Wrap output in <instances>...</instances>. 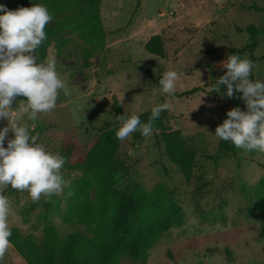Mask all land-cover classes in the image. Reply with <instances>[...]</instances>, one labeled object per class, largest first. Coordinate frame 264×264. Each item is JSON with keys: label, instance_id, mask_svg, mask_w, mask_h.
I'll use <instances>...</instances> for the list:
<instances>
[{"label": "rangeland", "instance_id": "obj_1", "mask_svg": "<svg viewBox=\"0 0 264 264\" xmlns=\"http://www.w3.org/2000/svg\"><path fill=\"white\" fill-rule=\"evenodd\" d=\"M253 6L264 8V0H101L106 31L103 41L80 38L66 26L46 57L55 59L68 95L61 91L55 108L39 113L34 122L22 116L21 122L39 134L47 150L66 157L61 171L71 183L36 202L27 190L0 185V192L10 202L8 225L37 238L47 220L63 234L77 228L90 232L93 221H65L60 214L82 201L84 189L94 196V182L84 188L78 185L83 150L100 133L105 120H117L112 111L113 94L126 114L143 112L158 104L161 95L158 84L143 67L160 75L172 68L179 73L176 92L196 85L204 88L169 97L170 107L162 113L165 124L183 129L197 151L192 178L187 181L169 160L163 144L156 141L159 130L137 137V129L123 139L118 150L121 166L114 174L120 190L135 188L138 182L149 190L164 180L183 207L178 219L148 249L146 264H264V211L257 209L264 152L237 148L215 157L220 140L213 135L215 127L228 109L239 106L243 110L246 106L238 95H221L226 85L221 84L217 95L210 93L214 79L222 75L217 60L231 46L249 41L245 28L250 24L260 28L253 51L257 57L254 79L264 78V9ZM155 33L163 37L164 57L144 47ZM241 55L250 58L248 51ZM26 99L18 95L11 107L15 109L23 103L19 100ZM17 112L18 108L14 115ZM5 124L7 118L0 117V126ZM12 135L9 132V138ZM10 263L27 264L11 243L0 258V264ZM139 263L128 257L120 261Z\"/></svg>", "mask_w": 264, "mask_h": 264}, {"label": "trees", "instance_id": "obj_2", "mask_svg": "<svg viewBox=\"0 0 264 264\" xmlns=\"http://www.w3.org/2000/svg\"><path fill=\"white\" fill-rule=\"evenodd\" d=\"M29 3H45L53 14V19L45 26L46 39L37 49L39 59L46 58L48 48L66 26L78 37L94 43L103 41L106 36L101 18V0H3L1 4L16 9ZM245 30L250 35L249 41L241 46H231L218 62L233 52L243 54L248 51L250 59H257L253 51L257 46L255 36L260 28L250 24ZM144 47L162 57L166 54L160 33L152 34L145 41ZM143 69L158 84L160 74L146 67ZM223 71L226 69L221 74ZM250 78L254 79L253 71ZM198 90L204 88L196 85L175 92L174 95L191 94ZM210 93L217 95L214 89ZM164 99V94H161L159 103ZM151 108L138 113L142 122L147 121ZM165 110L153 122V130H159L155 135L156 141L163 144L169 160L178 166L184 178L189 181L193 175L197 151L188 143L183 129L165 124L162 116ZM112 111L117 117L126 113L116 94L112 95ZM119 122L118 119L105 120L100 133L83 150L78 185L84 188L94 182V196H90L87 189H84L81 202L60 211L65 221L74 218L93 221L90 232L77 228L63 234L51 220H47L42 236L37 238L32 233H24L15 225H9L12 233L10 243L27 264H120L122 257L146 264L148 249L181 215L183 207L164 180H159L149 190L139 182L135 188H118L114 174L121 166L118 150L123 141L115 136ZM135 136L142 135L137 131ZM236 149L230 141L220 139L215 157L228 155ZM257 209L264 211V173L257 184Z\"/></svg>", "mask_w": 264, "mask_h": 264}, {"label": "clouds", "instance_id": "obj_3", "mask_svg": "<svg viewBox=\"0 0 264 264\" xmlns=\"http://www.w3.org/2000/svg\"><path fill=\"white\" fill-rule=\"evenodd\" d=\"M0 10V117L7 118V124L0 126V185L27 190L36 202L42 195L47 199L59 193L71 181L61 171L66 157L47 150L39 141V134L30 131L21 118L34 122L39 113L56 107L61 91L68 95L69 90L65 78L57 71L55 59L38 58L37 49L46 39L45 26L53 19L48 6L32 3L9 9L0 4ZM219 63L226 71L214 79L213 89L220 92L221 84L226 85L221 95H238L246 107L228 109L213 135L237 148L264 152V78H250L255 62L240 53H230ZM178 79L177 70L163 71L158 84L164 101L151 108L146 122L136 112L116 117L121 122L115 131L116 138L123 140L137 129L143 136L150 135L155 119L170 107L168 98L176 92ZM18 95L27 99L19 100L23 103L13 109L12 102ZM9 132L13 134L10 138ZM9 211V198L0 192V258L7 251L12 234L7 219Z\"/></svg>", "mask_w": 264, "mask_h": 264}]
</instances>
